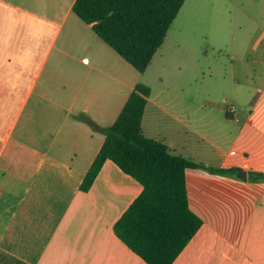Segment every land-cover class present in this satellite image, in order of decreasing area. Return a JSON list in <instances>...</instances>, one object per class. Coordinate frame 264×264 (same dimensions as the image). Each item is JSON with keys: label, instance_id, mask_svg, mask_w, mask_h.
<instances>
[{"label": "crops", "instance_id": "1", "mask_svg": "<svg viewBox=\"0 0 264 264\" xmlns=\"http://www.w3.org/2000/svg\"><path fill=\"white\" fill-rule=\"evenodd\" d=\"M75 1L0 0V264H148L114 231L142 184L108 159L81 189L102 129L138 83L151 87L143 134L203 165L185 172L203 223L172 264H264L262 9L258 21L242 2L185 0L174 21L188 6L196 30L185 17L180 44L167 46L173 22L139 72L73 11ZM209 28L213 49L232 60L229 76H213L230 83L221 102L183 95L185 57Z\"/></svg>", "mask_w": 264, "mask_h": 264}, {"label": "trees", "instance_id": "2", "mask_svg": "<svg viewBox=\"0 0 264 264\" xmlns=\"http://www.w3.org/2000/svg\"><path fill=\"white\" fill-rule=\"evenodd\" d=\"M185 0H76L73 11L127 62L144 72L163 44ZM151 87L138 83L115 122L81 189L89 190L108 159L138 180L143 190L114 225L115 234L148 264H172L202 225L189 207L185 172L202 167L171 154L143 134ZM95 129L99 128L87 119Z\"/></svg>", "mask_w": 264, "mask_h": 264}, {"label": "rangeland", "instance_id": "3", "mask_svg": "<svg viewBox=\"0 0 264 264\" xmlns=\"http://www.w3.org/2000/svg\"><path fill=\"white\" fill-rule=\"evenodd\" d=\"M240 2L243 3V11L246 12L251 18H257L260 21V10L262 9L264 14V0H232L233 6H239ZM192 10H189V7L186 6V10L182 12L179 18L174 21L170 31H169V40L167 46L171 44H180V35L184 30V27H180L182 19L188 18L190 26L188 29L191 31L195 29V18L194 15L191 16ZM190 19V20H189ZM202 39V45L197 46L193 43L192 48L196 51L189 53L186 57V88L183 95L186 97H197L201 99H207L211 102H221L223 98H230L231 96V87L230 83L225 85L219 84L217 78L214 79L213 76H218L221 80V73H225L227 76L230 75L228 68L232 64V60L229 55L218 54L213 46L216 45V38L211 33ZM257 32V27L252 26L249 30V34ZM192 41L188 40V44H191ZM166 46V47H167ZM183 47V44L181 45ZM198 47V48H197ZM204 50V51H203ZM222 67V68H221ZM213 71V72H212ZM220 71V73H219ZM214 74V75H213ZM199 76L198 82L194 81L195 76ZM176 92V91H175ZM175 92L170 95L173 97ZM230 102V103H229ZM229 104L233 102L232 99H229ZM237 109V108H236ZM209 106H205L204 111H208Z\"/></svg>", "mask_w": 264, "mask_h": 264}, {"label": "water", "instance_id": "4", "mask_svg": "<svg viewBox=\"0 0 264 264\" xmlns=\"http://www.w3.org/2000/svg\"><path fill=\"white\" fill-rule=\"evenodd\" d=\"M237 176H239V177L242 178V179H246V172L243 171V170H239V171L237 172Z\"/></svg>", "mask_w": 264, "mask_h": 264}]
</instances>
